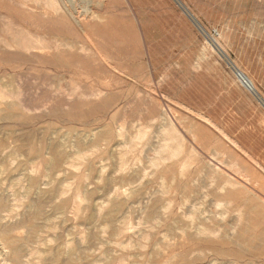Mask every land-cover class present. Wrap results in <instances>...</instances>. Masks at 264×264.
Listing matches in <instances>:
<instances>
[{"label": "rangeland", "instance_id": "374dc122", "mask_svg": "<svg viewBox=\"0 0 264 264\" xmlns=\"http://www.w3.org/2000/svg\"><path fill=\"white\" fill-rule=\"evenodd\" d=\"M227 60L264 101V0H0V264H264V104Z\"/></svg>", "mask_w": 264, "mask_h": 264}, {"label": "bare ground", "instance_id": "6f19581e", "mask_svg": "<svg viewBox=\"0 0 264 264\" xmlns=\"http://www.w3.org/2000/svg\"><path fill=\"white\" fill-rule=\"evenodd\" d=\"M183 8H184V6H183ZM189 16H190V14H189ZM192 18H194V17H192ZM195 20V19H194ZM196 21V20H195ZM197 23V22H196ZM28 38V37H27ZM32 39V38H31ZM26 40V39H25ZM29 40V39H28ZM27 41V40H26ZM30 42V41H29ZM28 42V43H29ZM33 46V45H32ZM39 47L41 46V45H38ZM26 47V46H25ZM35 47V46H34ZM43 48V47H42ZM215 49H218V47H217V45L215 44ZM223 56H224V58H225V55L224 54H222ZM228 61V60H227ZM228 63H230L229 61H228ZM231 65H232V67H233V69H234V71H235V73H236V75H237V77L239 78V80L242 82V84L247 88V89H249V90H251L252 92H253V95L255 96V97H257L258 98V100H259V102H261V103H263L264 104V101H262V98L257 94V92H256V90H255V88H254V86H253V83L251 82V80L249 79V77H247L243 72H241L236 66H234L232 63H230ZM62 91V90H61ZM59 93V92H58ZM65 93V92H64ZM74 93V92H73ZM92 95V94H91ZM0 97H2L1 96V93H0ZM256 98V99H257ZM1 103V102H0ZM4 103V102H3ZM11 106V105H10ZM24 107L27 109V110H31V109H33L32 107H28V105H24ZM8 111V110H7ZM13 111V110H12ZM1 112V111H0ZM119 129V128H118ZM95 130V129H94ZM120 130V129H119ZM169 130L170 129H166L165 130V132L166 133H169V135H170V132H169ZM93 132V131H92ZM121 133V131L119 132V134ZM165 133V134H166ZM94 135H96V134H94ZM100 135V134H99ZM123 135V134H122ZM167 135V134H166ZM120 136V135H119ZM133 136V135H132ZM144 135H143V132L142 131H139V132H137V134L136 135H134L133 136V139L134 140H131L130 142H131V144L130 145H134L135 144V140L137 141V140H139L140 138L142 139V137H143ZM176 136V135H175ZM8 137V136H7ZM121 137V136H120ZM173 138H175V137H172V136H170V139H168V140H165V142L163 143V149L164 150H168L166 147L171 143V142H173L174 141V139ZM9 140H10V138H9ZM102 140H104V139H102ZM11 141V140H10ZM8 142V141H7ZM129 142V143H130ZM138 142V141H137ZM43 143V142H42ZM120 143V142H119ZM6 144H8V143H6ZM18 144V143H17ZM136 144H138V143H136ZM10 146V145H9ZM42 146V145H41ZM115 146H117V145H115ZM121 146V145H120ZM125 145H123V147H124ZM135 146V145H134ZM169 146H171V145H169ZM17 147V146H16ZM50 147V146H49ZM133 147V146H132ZM136 147V146H135ZM134 147V148H135ZM13 148V147H12ZM19 148V147H18ZM41 148H43V147H41ZM99 148V147H98ZM103 148V147H102ZM3 149H4V146L2 145V144H0V153L3 151ZM6 149V148H5ZM4 149V150H5ZM8 149H9V147H8ZM7 149V150H8ZM50 149V148H49ZM126 149V148H125ZM124 149V150H125ZM132 149V148H131ZM6 150V151H7ZM35 150V149H34ZM52 150V153H51V155H50V157L49 158H46L47 160H48V162H49V164H50V166L51 167H55L61 160H62V151H60L56 146H51V149H50V151ZM129 150V149H128ZM30 151V150H29ZM130 151H132V150H130ZM168 152H170L169 153V155H170V157L172 156L173 157V155H176L175 154V152H176V150L175 149H173V150H170V151H168ZM3 153V152H2ZM46 153V152H45ZM133 153V152H132ZM157 153H158V151H157ZM160 153V152H159ZM32 154V153H31ZM121 154V153H120ZM128 154H131L130 152H128ZM29 155V154H28ZM155 155H156V153H155ZM168 155V156H169ZM122 156V155H121ZM125 157H127V156H125ZM154 157V156H153ZM156 157V156H155ZM161 157V156H160ZM160 157H156L155 159H153V160H151L152 161V164L153 165H155V166H157L158 164H159V161L160 160H163V161H166L165 159H163V158H160ZM100 158V157H99ZM168 158V157H167ZM125 159V158H124ZM37 161V160H36ZM38 161H40L39 159H38ZM123 161H125V160H123ZM123 161H121V162H123ZM127 161V160H126ZM124 163L125 162H123V164H122V166L124 165ZM41 164V163H40ZM4 165V164H3ZM38 165V164H37ZM36 166V165H35ZM159 166V165H158ZM1 167V166H0ZM44 172V171H43ZM40 176V175H39ZM229 182V181H228ZM230 183V185H232L231 184V182H229ZM35 184V183H34ZM187 193V192H186ZM186 195V194H185ZM2 202V201H1ZM1 202H0V205L2 206V204H1ZM121 204V203H120ZM120 204H119V202H117V203H115V204H113V206H112V208L110 209V211L108 212V215L109 216H113L114 215V213H116V211H118V208L120 207ZM220 204H222V203H220ZM217 205L219 206V204L217 203ZM38 206H40L39 205V202H38ZM38 207L36 208V213H39V212H41V215H42V211H38ZM1 210H2V208H1ZM35 211V210H34ZM240 213V212H239ZM238 213V214H239ZM32 214V216H33V213H31ZM44 216V215H43ZM239 216H240V214H239ZM34 218V217H33ZM190 218V217H189ZM32 220V219H31ZM36 220V219H35ZM35 222V221H34ZM32 223V225H31V229H32V227L33 228H38L39 227V225L40 224H36V223ZM29 226V225H28ZM203 230H206V229H203ZM227 230V229H226ZM6 231H8L7 229H5V228H1L0 227V238L6 243V245L7 246H9L10 248H11V252H12V256H13V258H17L18 257V254H19V252H20V243L19 242H17L15 239H13V238H11V237H13V236H11V237H7L5 234H6ZM15 238V237H14ZM254 255V254H253ZM239 258V257H238ZM241 258V257H240ZM168 260V259H167ZM253 260H255V258L253 259ZM250 262V261H249ZM65 264H72L71 263V261H67V263H65ZM239 264V263H238Z\"/></svg>", "mask_w": 264, "mask_h": 264}, {"label": "crops", "instance_id": "0c3cea01", "mask_svg": "<svg viewBox=\"0 0 264 264\" xmlns=\"http://www.w3.org/2000/svg\"><path fill=\"white\" fill-rule=\"evenodd\" d=\"M191 15V14H190ZM196 20V19H195Z\"/></svg>", "mask_w": 264, "mask_h": 264}]
</instances>
